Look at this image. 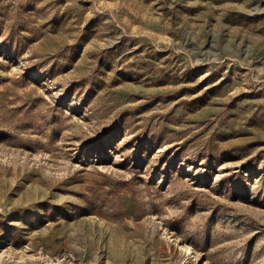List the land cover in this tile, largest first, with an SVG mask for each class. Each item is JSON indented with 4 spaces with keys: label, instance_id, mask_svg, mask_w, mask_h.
I'll return each instance as SVG.
<instances>
[{
    "label": "rangeland",
    "instance_id": "1",
    "mask_svg": "<svg viewBox=\"0 0 264 264\" xmlns=\"http://www.w3.org/2000/svg\"><path fill=\"white\" fill-rule=\"evenodd\" d=\"M0 264H264V0H0Z\"/></svg>",
    "mask_w": 264,
    "mask_h": 264
},
{
    "label": "bare ground",
    "instance_id": "2",
    "mask_svg": "<svg viewBox=\"0 0 264 264\" xmlns=\"http://www.w3.org/2000/svg\"><path fill=\"white\" fill-rule=\"evenodd\" d=\"M181 249H182L183 251H189V250H191V247H190L189 245H182V246H181Z\"/></svg>",
    "mask_w": 264,
    "mask_h": 264
}]
</instances>
